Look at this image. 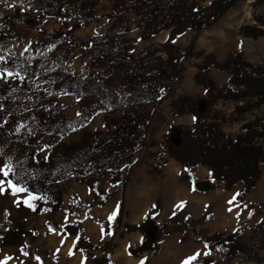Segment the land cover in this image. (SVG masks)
I'll return each instance as SVG.
<instances>
[{
    "label": "trees",
    "instance_id": "1",
    "mask_svg": "<svg viewBox=\"0 0 264 264\" xmlns=\"http://www.w3.org/2000/svg\"><path fill=\"white\" fill-rule=\"evenodd\" d=\"M101 1L104 0H36V9L41 11L38 18L45 21L48 17H57L64 28L43 29L44 36L62 40V52L66 54L78 47L83 54V69L88 74L68 72L61 66L44 73L42 57L26 63L29 84L43 77L50 79V86L44 89L28 86L35 98L32 111L37 128L34 135L22 139V145L31 149L27 164L15 166L9 172L11 183L25 191L11 187V194L26 193L30 196L28 204L32 209L42 202L41 210L48 211L49 206L45 203L57 193L61 184L85 179L88 186L103 197L100 204L115 199L117 193L107 192L104 182L109 181L123 191L131 179L139 150L158 145L155 138L149 140L158 108L180 83L186 62L196 57L201 61L194 79L205 88L207 96L181 94L170 102L174 114H191L196 121L193 125L176 126L181 137L179 144L175 143L170 131L163 135L160 149L150 154L158 163L166 162L160 154L175 158L186 167L192 181L196 168L203 165L210 171L211 179L224 182L226 190L242 183L244 188L239 191L237 201L243 203L262 176L264 118L246 121L242 133L230 134L222 126L223 116L214 111L213 106L219 100L236 102L237 119L260 108L264 105V68L246 61L242 51L221 62L214 53L204 54L194 47L199 33L217 23L240 0H213L207 6H202L200 0H110L111 12L102 15L111 21L105 32L102 26H96L94 34H71V21H80L83 26L98 21L95 8ZM256 2L259 5L264 0ZM129 13L135 17L129 18ZM17 18H31L32 25L38 20L19 8L4 14L1 24L11 28L16 25ZM256 18L258 24L241 27L240 33L244 37L257 39L264 35V16ZM138 30L142 31L141 39L146 41L164 31L169 34L164 42H154L136 51L138 40L129 34ZM188 30H194L195 36L188 46H178L176 39ZM1 35L3 32L0 31ZM50 50V44L45 41L38 44L39 54ZM8 65L1 63L0 69L6 71ZM212 67L229 74L228 82L218 86L210 74ZM2 79L0 85L4 83ZM55 94L81 99L84 102L82 112L73 119L65 117L50 103ZM8 96L9 101H13L12 96L0 90V103L8 104ZM3 97L7 99L3 100ZM100 114L104 115L105 129H88L86 126ZM9 119L6 114L0 118V131L16 142L18 137L4 127ZM75 129H80L79 139L61 142ZM46 135L50 137L51 154L37 161L34 153ZM214 187H218L217 184ZM70 203L86 205L77 196H73ZM120 207L124 209L123 198ZM157 213L158 209L151 208L144 222L155 221ZM188 220L186 218V222ZM83 222L84 219L70 225L72 233L77 235L73 251H83L86 257L94 258L102 247L88 240L82 231ZM107 224L103 223L104 226ZM48 225L67 234L57 223ZM157 226V239L150 250L152 255L159 252L160 242L169 233L168 223ZM258 228L260 232L254 237L240 230L233 233L218 231L211 235L197 231L202 234L209 254L223 255L224 260L216 261L214 257L204 255L191 264H230L236 258L254 260L258 244L264 241V221ZM137 229L144 232L146 239L144 224H126L121 236ZM4 235L0 231V237ZM22 251L33 253L41 260V255L32 248H22Z\"/></svg>",
    "mask_w": 264,
    "mask_h": 264
},
{
    "label": "rangeland",
    "instance_id": "2",
    "mask_svg": "<svg viewBox=\"0 0 264 264\" xmlns=\"http://www.w3.org/2000/svg\"><path fill=\"white\" fill-rule=\"evenodd\" d=\"M212 1L213 0H200V4L202 6H207ZM36 6V0H0V31L3 32V35L0 36V57L4 58L0 60V64H9L8 70L5 71L0 69V78L2 77V82H4L3 85H0V90L4 94L6 92L14 98L13 101H9L10 99L8 96V104L4 102L0 103V118H3L5 114L11 118L5 122L4 127L8 132H12L18 137L16 142H12L7 138L5 133L3 134L0 131V168H5L6 165H10L11 168H14L18 165L27 164L31 149L22 145V139L34 135L37 128V121L32 111L35 98L31 90L28 89V86L37 89L49 88L50 86V79H45L43 77H38L29 84L28 80L30 75L26 63H30L37 57H42L45 68L44 73L48 72L51 68L61 66L68 72L88 74L87 71L83 69V54L78 47L69 54H66L62 52V40H55L50 36H44L43 29L55 31L63 30L64 28L60 19L57 17H48L45 21L39 19L38 17L41 11H38ZM19 8H22L28 16L38 19L36 20V25H32L31 18H17L16 25L11 28L1 24V19L4 14L12 13ZM111 10L112 2L110 0L99 2L95 8L98 21L88 26L81 25L80 21H71L69 32L82 36L94 34V28L96 26H102L105 32L111 21L102 15L111 12ZM128 16L129 18L135 17L133 13H129ZM257 16H264V2L257 5L256 0L238 1V3L230 8L217 23L199 33L195 40V49L204 52V54L214 53L216 56L220 57L221 62L242 51L246 61L264 68V35L254 39L244 37L240 33V29L243 25L258 24ZM141 32V30H138L129 34V37L138 40L135 46L136 51H141L153 41L160 42L166 34V32H163L152 40L143 41L141 39ZM195 34L194 30H188L180 37V42L176 44L183 47L188 46ZM65 37L66 36L63 38ZM42 41H45L48 45L50 44L51 50L47 53L39 54L37 52L38 44ZM200 61V58L192 57L186 62L180 83L175 88L173 94L163 101L155 116L153 131L149 136V140L155 138L158 145L140 149L135 156V167L137 164L143 163L142 161L146 158L154 157L150 153H156L158 149H160L159 144H161L163 136H160L159 129L162 124H165V128L167 127L169 132L176 128V118H174L176 114L173 113L170 105L173 98H177L181 94L202 97L207 96L205 90L203 93L200 91L202 86L197 84L194 79L195 67H197ZM9 70H12L11 76L7 74L10 72ZM93 71L98 70L94 69ZM214 72L215 73L211 74V76L215 79L218 86L228 81L227 73L223 72V74L220 73L221 75H218L219 70H214ZM2 99H7V97H3ZM50 103L53 108L58 107L62 115L69 119H73L75 115L82 112L84 102L79 98L55 94L52 96ZM236 105L237 103L233 101L219 100L213 106V110L221 113L223 116L224 119H222L221 122L227 133H242V125L246 121H253L256 117L264 118V105H262L260 108L248 111L241 119H237L235 111ZM86 127L92 131L105 129L104 115L100 114L95 116ZM79 130L80 129H75L72 134L66 136L61 142L70 143L73 140L79 139L81 134ZM49 141L50 137L46 135L40 146L36 149L34 158L37 161L44 160L51 154ZM261 142L262 146H264V137L261 139ZM261 166L262 176L256 187L246 196L243 203L237 201L236 195L244 188L242 183H239L229 191L224 188L223 182H218L213 179L211 182L217 184L218 187H214L213 184V189L206 193V195L215 202L213 204L211 203V214L209 211H206L202 218H193L190 215H185V212L180 213V221H176V223L180 224V237L186 241L189 247H192V256L197 254L201 246L202 234H197V231L211 235L218 231L233 233L240 230L250 237H254L260 232L258 225L264 221V163H262ZM201 168L202 166L197 170ZM197 173L199 174V171H197ZM0 180L5 181L3 185L4 191L0 192V231L5 234L0 237L2 239L0 242V262H6V264H69L70 259L75 257V253L71 250L68 253L69 255L66 256L59 247L50 243V235L54 233V230L48 225V223L54 222L58 216L61 217L63 213L66 215L70 214V211L75 208L74 206H70L65 209L62 205L65 195H68L66 189L68 182L62 184V187L57 193L47 200L45 205L49 206V210L44 211L41 210V205H43L42 202L35 209L30 207L28 204L30 196L28 194H11V187H9L8 184L10 181L9 174L5 177L3 172H0ZM120 192L123 194L122 190ZM234 196L235 199H233ZM229 201H232V203H229ZM229 209H231V211H229ZM229 214L230 216L232 214L234 221H232L230 226L223 227L220 225V221L228 217ZM212 217H215L216 220L214 222V227L212 226ZM186 218H189V222H186ZM154 222L157 224L156 217ZM164 223H168L170 226L169 221ZM208 223H212L211 226L213 230H216L215 232L208 234ZM204 225L206 227H204ZM71 230L72 228L69 226L68 229L65 230L67 232L66 235L72 233ZM148 235H150V233H148ZM147 239L148 237L144 239L142 245ZM113 244V242H110L102 246L101 252L98 251V257L88 262L92 264H124L123 261L114 262L106 255L110 249L111 252L113 251ZM22 248H32L41 255V260L33 253H24ZM150 250L151 249H144L140 246L138 249L134 247L132 252L136 256H141L148 252L149 256L141 262H143V264H152V260L156 254L152 255ZM257 252L254 260L236 258L232 260L230 264H264V241L258 244ZM204 255L212 256L216 261L224 260L223 255H210L209 253L199 254L198 259ZM141 262L138 264H141ZM82 264H86L85 258Z\"/></svg>",
    "mask_w": 264,
    "mask_h": 264
},
{
    "label": "crops",
    "instance_id": "3",
    "mask_svg": "<svg viewBox=\"0 0 264 264\" xmlns=\"http://www.w3.org/2000/svg\"><path fill=\"white\" fill-rule=\"evenodd\" d=\"M164 32L166 34L160 42L168 38L169 31ZM181 36L176 39V43L180 42ZM217 58L220 60L219 56ZM214 70L218 69L212 67L210 74H214ZM197 71L198 68L195 67L194 75ZM220 73L223 74V72L219 71L218 75H221ZM227 79L229 80V74ZM200 89L202 93L205 90L204 87ZM174 118H176V126L180 124L193 125L196 121V118L191 114L175 115ZM168 132L169 130L167 127L165 128V124H162L159 129L160 136ZM159 157L165 158L166 162L158 163L155 157H148L142 161L143 163L136 165L128 185L123 189V194L120 192V187L116 188L114 184L105 181L103 186L106 191L109 193L116 192L117 197L108 199L103 204H100L103 201V197L97 195L88 186L85 179L69 181L66 185L68 195H65L62 205L65 209L70 206L75 208L68 215L63 213L61 217L58 216L54 222L61 225L64 230H67L72 223L84 219L81 227L88 240L99 247L110 242L114 243L113 251H108L106 254L110 260L114 262L123 261L124 264H138L149 256L148 252L141 256H136L132 252V248L136 247L138 249L142 246L145 236L144 232L137 229L125 232L123 236H121V233L125 230L126 224H144L151 208H156L158 209V213L155 216L157 224L169 221L170 233L160 242L159 253L154 256L152 264H183L185 260L192 257V247H189L186 241L180 237V224H177L176 221H180V213L182 212L193 218H202L206 211L211 214L210 206L211 203L215 202L206 193L213 189L214 182H211L213 179L210 178V171L203 165H200L202 166L200 170H197L200 166L196 168L194 181H192L188 170L178 160L164 154H160ZM197 171H199V174ZM206 181L212 183L211 188L203 189L200 187ZM73 196H77L82 204L86 203L85 207L81 204L72 205L70 200ZM122 198L124 202L123 210L120 207ZM113 213H115L114 216ZM110 217L112 218L110 219ZM215 221V217H212L213 224H207L209 226L208 234L216 231L213 230ZM232 221H234L233 216L229 214L228 217L220 221V225L227 227L231 225ZM104 222H108V224L104 226ZM204 227L206 226L204 225ZM76 239L77 235L74 233L66 235L63 231L54 230V233L50 235L49 241L59 247L67 256L69 251H73ZM1 241L2 239L0 238ZM200 243L201 246L197 253L200 255L208 254L209 250L206 243L202 241ZM99 252L96 253L94 258H88L83 251H73L75 257L70 259L69 264H82L84 258L86 259V264H92L88 261L95 260Z\"/></svg>",
    "mask_w": 264,
    "mask_h": 264
},
{
    "label": "water",
    "instance_id": "4",
    "mask_svg": "<svg viewBox=\"0 0 264 264\" xmlns=\"http://www.w3.org/2000/svg\"><path fill=\"white\" fill-rule=\"evenodd\" d=\"M178 142H177V139ZM172 138L175 141L176 144H179L181 142V137H180V133L179 130L176 128L173 129L172 131ZM201 188L203 189H209L212 187V183L210 181H206L203 184L200 185ZM144 230L146 232V235L148 237V239L144 242V244L142 245V247L144 249H151L153 243L156 241L157 239V234H158V226L157 224L154 222V220L150 219L147 222H145L144 224ZM148 233H150V235H148Z\"/></svg>",
    "mask_w": 264,
    "mask_h": 264
},
{
    "label": "snow or ice",
    "instance_id": "5",
    "mask_svg": "<svg viewBox=\"0 0 264 264\" xmlns=\"http://www.w3.org/2000/svg\"><path fill=\"white\" fill-rule=\"evenodd\" d=\"M3 57H0V60H3ZM9 76L12 75L11 72L7 73ZM12 171V168L10 165H6L5 168H0V172H3V175L5 177L8 176L9 172ZM5 184L4 180H0V192L4 191V187L3 185ZM9 187L14 188L16 191H25V189L17 187L15 184H12L11 181L8 182ZM236 195H240L239 193H237ZM233 199H235V196L233 197ZM229 203H232V201H229ZM229 211H231V209H229ZM115 215V213H113V216ZM112 217H110L111 219ZM199 255V253L193 255L192 257H189L187 260H185L183 262V264H191V261H194L197 259V256ZM0 264H6V262H0ZM141 264H143V262H141Z\"/></svg>",
    "mask_w": 264,
    "mask_h": 264
}]
</instances>
